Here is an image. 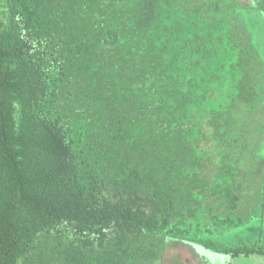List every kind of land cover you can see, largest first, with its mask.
<instances>
[{
    "label": "trees",
    "instance_id": "16d2710c",
    "mask_svg": "<svg viewBox=\"0 0 264 264\" xmlns=\"http://www.w3.org/2000/svg\"><path fill=\"white\" fill-rule=\"evenodd\" d=\"M257 11L0 0V264H163L169 240L264 256L213 240L243 224L264 144Z\"/></svg>",
    "mask_w": 264,
    "mask_h": 264
},
{
    "label": "rangeland",
    "instance_id": "374dc122",
    "mask_svg": "<svg viewBox=\"0 0 264 264\" xmlns=\"http://www.w3.org/2000/svg\"><path fill=\"white\" fill-rule=\"evenodd\" d=\"M248 6L257 8L264 28V0H245ZM255 163L247 162L240 182L244 184L240 192V209L236 215L243 224L236 228H215L213 240L222 246H237L243 243L261 246L264 249V144ZM257 149V148H254ZM216 158V157H215ZM213 172L216 169L213 168ZM215 214H226L218 210L213 202ZM218 212V213H217ZM200 256V257H199ZM231 255L217 253L201 245L169 240L163 264H229ZM258 255L234 256V264H264Z\"/></svg>",
    "mask_w": 264,
    "mask_h": 264
},
{
    "label": "crops",
    "instance_id": "0c3cea01",
    "mask_svg": "<svg viewBox=\"0 0 264 264\" xmlns=\"http://www.w3.org/2000/svg\"><path fill=\"white\" fill-rule=\"evenodd\" d=\"M242 256H245V255H242ZM259 257L258 258H262L264 259V256H261V255H258ZM229 264H234V259L233 257H231V261L229 262Z\"/></svg>",
    "mask_w": 264,
    "mask_h": 264
},
{
    "label": "flooded vegetation",
    "instance_id": "af4514ba",
    "mask_svg": "<svg viewBox=\"0 0 264 264\" xmlns=\"http://www.w3.org/2000/svg\"><path fill=\"white\" fill-rule=\"evenodd\" d=\"M200 257V256H199Z\"/></svg>",
    "mask_w": 264,
    "mask_h": 264
}]
</instances>
